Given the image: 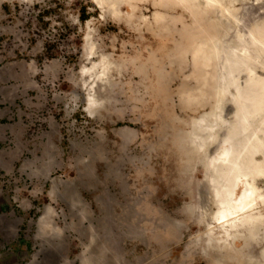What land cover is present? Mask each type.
I'll list each match as a JSON object with an SVG mask.
<instances>
[{"label": "rangeland", "instance_id": "obj_1", "mask_svg": "<svg viewBox=\"0 0 264 264\" xmlns=\"http://www.w3.org/2000/svg\"><path fill=\"white\" fill-rule=\"evenodd\" d=\"M219 1L232 11L228 19L217 8L195 18L174 1L137 0L116 17L98 0H0V78L20 75L28 88L17 82L1 88L6 99L19 101L15 121L10 112L0 121V222L11 217L20 226L9 231L0 224V264H32L41 250L35 224L47 208L63 248L49 246L37 264H264V230L228 241L202 214L204 155L186 154L193 120L216 105L209 98L216 82L210 75L204 87L193 36L205 30L233 45L257 18L256 0ZM105 64L109 74L95 80ZM6 111L0 107V119ZM30 112L49 125L34 131L17 165L9 164L28 145L17 136L27 128L20 115ZM20 170L38 185L8 177Z\"/></svg>", "mask_w": 264, "mask_h": 264}, {"label": "bare ground", "instance_id": "obj_2", "mask_svg": "<svg viewBox=\"0 0 264 264\" xmlns=\"http://www.w3.org/2000/svg\"><path fill=\"white\" fill-rule=\"evenodd\" d=\"M98 1L102 6L107 5L109 10L112 11L116 17H119L121 14V11L119 10L122 5H133V2L137 0ZM173 1L176 5L182 6L183 9L191 13L195 18L198 16H208L211 14L210 9L215 10L216 8L222 9L221 11H223L222 13L226 19H228L229 14L232 12L231 10L226 9L219 0H161L160 3L167 4ZM260 2L261 4L263 3V5H261ZM251 9L254 13L257 12V18L255 17L254 20L251 19L253 20L250 24L251 26L248 31H244V34L237 30L238 38L234 39L233 45L226 44V46H224V42L219 38L220 36L214 34L207 35L205 30H202L198 36H193L194 42L192 45L195 64L197 66L198 64L201 65L206 72L204 73L205 76L200 75L204 87L210 88V75L212 77L211 80L216 82L217 87L209 97L216 100V105L213 106V111L209 114L200 116L199 119L193 120L194 132H192L191 135H188V140L191 139L193 146L189 145L190 151L186 154L189 156L191 152H194L198 154V156H200V154L204 155V157H202V165L206 170V181L202 185L200 191L202 194L201 197L204 200L205 211H202V214L205 217L207 216L209 221L211 219L213 223L218 225L217 228L223 231V234L228 241L232 236L235 239L237 233L248 232L251 237H257L264 230L263 0H256ZM158 18L159 20L164 19L163 16H158ZM232 18L234 19L232 20V26L235 28L238 27L240 25L239 20L237 17ZM227 32L228 31H226V34L229 33ZM219 39L221 40V43L219 42L221 45H218V52L212 57L209 54V50ZM95 69L96 68H94V70ZM210 69L214 72L207 73V70ZM109 72L110 64H105L103 72L100 76H96L95 80L101 79V77L105 79ZM21 81L24 80L20 75L15 78H0V107L7 106L6 115H2L0 121H4L10 113V118L12 121H15L14 104L19 101L18 98L16 100L6 99V96H3L4 90L1 88L5 84H8V82L20 83ZM21 88L28 91V88L23 84ZM74 92L78 98L84 97L83 88L77 87ZM95 93H97V91L92 87L89 94L91 97L89 100V109L87 108L91 113L94 112V106L97 104L94 97L97 94ZM207 94V92L200 90L199 96L203 99V97H208ZM20 117L22 122L27 125V128L24 130L21 127L23 131L17 136V138L19 141H24L28 145L26 149L23 148L17 156L14 154L12 159L8 161L9 164H16L19 157H22L23 152H29L31 148L30 145L32 146L30 139L34 138L32 134L36 129H42L49 125L47 120H41L40 115L38 116L31 112L29 115L22 113ZM50 126L51 129L56 130V126H53L52 124H50ZM16 127H20V124H16ZM12 136L10 134H5L4 139L7 141L12 140L14 139V136ZM74 150L75 148H73V151ZM39 151L40 150L36 148L34 152ZM2 158L4 157L0 158V168ZM39 160L42 161V159ZM34 172L35 171H33V173ZM49 172L50 171L47 172L48 175ZM68 172L69 170L67 173ZM12 173L14 174L15 172ZM12 173L11 171L8 172V177L26 178V175H24L22 170H20L17 175H11ZM48 175L46 177H48ZM29 177L30 178L27 177L25 179L26 183L33 187L37 186L38 182L34 180V176L29 175ZM46 179L47 178H45V180ZM262 185L263 187H261ZM4 186L6 187V185ZM9 186L11 185L9 184ZM21 194L23 195L25 193L21 191ZM204 207H201V210H203ZM213 207L216 211L212 209ZM6 218L9 219L8 222H0L6 230L11 231V226L13 224L14 227L18 229V226H20L19 223L16 224L13 221L10 222L11 217ZM52 221V210L51 208H47L35 224L38 230L35 236V242L40 244V246L37 247H40L41 250L33 257L32 264H37V256L40 254L45 252V255H50V253L47 252L52 251L53 248H50L49 246H57L59 250H62L63 248L59 242L62 233L58 232V229L49 226L52 224ZM7 224H9V226ZM31 228H33V224L30 225V229ZM214 230L215 228H210L209 233H212ZM232 231L234 234H231ZM12 235L13 232H10L9 236ZM83 264L92 263L90 259H86L83 261Z\"/></svg>", "mask_w": 264, "mask_h": 264}, {"label": "trees", "instance_id": "obj_3", "mask_svg": "<svg viewBox=\"0 0 264 264\" xmlns=\"http://www.w3.org/2000/svg\"><path fill=\"white\" fill-rule=\"evenodd\" d=\"M88 19V16L86 15V13H84L82 16H81V20L82 22H86Z\"/></svg>", "mask_w": 264, "mask_h": 264}]
</instances>
